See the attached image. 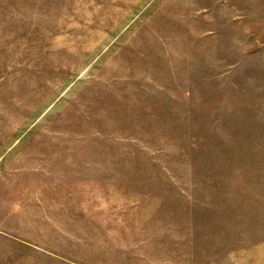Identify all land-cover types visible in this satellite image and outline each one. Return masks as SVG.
I'll return each instance as SVG.
<instances>
[{
  "label": "rangeland",
  "instance_id": "374dc122",
  "mask_svg": "<svg viewBox=\"0 0 264 264\" xmlns=\"http://www.w3.org/2000/svg\"><path fill=\"white\" fill-rule=\"evenodd\" d=\"M0 264H264V0H0Z\"/></svg>",
  "mask_w": 264,
  "mask_h": 264
}]
</instances>
